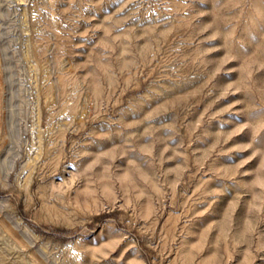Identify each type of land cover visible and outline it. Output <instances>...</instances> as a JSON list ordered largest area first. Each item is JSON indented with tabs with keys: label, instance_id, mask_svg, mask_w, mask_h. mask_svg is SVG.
I'll return each instance as SVG.
<instances>
[{
	"label": "rangeland",
	"instance_id": "374dc122",
	"mask_svg": "<svg viewBox=\"0 0 264 264\" xmlns=\"http://www.w3.org/2000/svg\"><path fill=\"white\" fill-rule=\"evenodd\" d=\"M0 264H264V0H0Z\"/></svg>",
	"mask_w": 264,
	"mask_h": 264
}]
</instances>
